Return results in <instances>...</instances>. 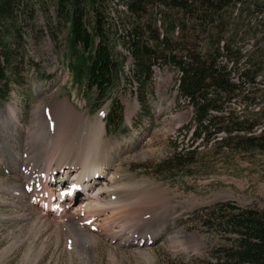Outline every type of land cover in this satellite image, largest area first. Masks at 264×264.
Returning a JSON list of instances; mask_svg holds the SVG:
<instances>
[{
	"label": "trees",
	"instance_id": "trees-1",
	"mask_svg": "<svg viewBox=\"0 0 264 264\" xmlns=\"http://www.w3.org/2000/svg\"><path fill=\"white\" fill-rule=\"evenodd\" d=\"M115 3L124 10L115 11ZM39 10L47 32L56 40L64 35L73 79L95 94L90 108L98 112L110 103L105 123L113 135L127 134L114 96L123 77L120 49L132 53L142 90L155 67L179 73L178 92L193 109L197 128L190 145L153 167L157 174L195 169L212 152L264 153V107L251 109L264 96L257 83L264 71V0H0V102L11 98L12 84H22L25 29ZM248 40L254 44L244 52ZM234 99L246 104L241 115L229 110ZM200 146L211 150L198 152ZM206 224L232 236L222 237L215 262L207 264H264V212L226 204Z\"/></svg>",
	"mask_w": 264,
	"mask_h": 264
},
{
	"label": "rangeland",
	"instance_id": "rangeland-1",
	"mask_svg": "<svg viewBox=\"0 0 264 264\" xmlns=\"http://www.w3.org/2000/svg\"><path fill=\"white\" fill-rule=\"evenodd\" d=\"M113 9L123 11L124 7L121 3H115ZM37 15L33 26L25 29L26 59L22 65V84L11 85V98L6 102H0V111L17 107V112L11 118L18 122L19 132L28 130L29 115L34 106L42 101L51 103L55 99L58 101L67 99L77 112L92 122L102 114L105 121L110 103L104 105L98 112L90 108L95 94L83 92L81 85H77L73 79L69 69L72 58L68 53L64 35L58 40L54 39L47 32L45 15L40 10ZM43 31H46L45 35ZM242 44L244 52H249L254 40ZM119 55L124 59L123 77L114 96L122 107L124 124L121 128L127 131V134L116 136L107 129L108 143H116L111 155L115 156L117 165L124 174L130 177V183L134 190L138 191L139 197L145 190L152 195L153 205L159 199L170 197H176L178 204L177 214L167 220L165 224L167 231L162 238L152 244L143 245L141 249L152 252L160 264L215 262L213 250L224 244L222 237L232 236L224 235L218 226L209 228L206 221L209 220L212 211L226 204L239 209L264 212V153L217 152L220 154L214 155L216 153L212 152L204 157V162L195 169L184 168L170 177L157 174L153 167L169 158L178 146L182 149L192 143L197 128L194 123V112L189 102L178 92L179 73L176 70L169 66L155 67L150 83L142 90L139 82L134 79L135 63L132 53L120 49ZM234 80L240 83L239 75H235ZM257 83L259 90L264 94V71L259 75ZM129 104L137 106L130 120ZM263 107L264 96L252 104L251 109L256 112ZM245 108V102L239 99H234L229 104V110H234L239 115ZM258 128L256 135L261 134L263 126ZM15 137L19 140L18 152H22L21 139ZM222 138L224 135L220 139ZM200 143L201 141H198L195 146H199ZM209 150L211 149L201 147L198 152L207 153ZM119 153L122 155L121 158H118ZM16 180V176L8 173L0 161V184L6 182L11 184ZM66 185L68 184H64ZM79 192L81 199L82 192ZM86 193L87 191L83 192ZM79 199L73 202L74 206L80 205ZM41 209L38 208L40 211ZM0 213L9 215L10 208L0 204ZM7 226L13 227V223L0 221V237H6ZM9 241L2 243L0 251L8 246ZM176 246L179 250L173 251ZM99 249L101 253L99 264H108L109 249L106 245ZM53 252L54 247L50 248L39 264H54ZM133 252H135L133 248L125 249L126 264H146L137 252L135 256L132 255ZM22 258L21 251L6 264H21ZM61 264H68V260L63 259Z\"/></svg>",
	"mask_w": 264,
	"mask_h": 264
},
{
	"label": "bare ground",
	"instance_id": "bare-ground-1",
	"mask_svg": "<svg viewBox=\"0 0 264 264\" xmlns=\"http://www.w3.org/2000/svg\"><path fill=\"white\" fill-rule=\"evenodd\" d=\"M136 107L129 104V120ZM16 112L17 107L0 111V161L17 178L0 184V204L11 212L0 213V221L13 223L0 237V246L10 240L0 251V264L21 251V264H39L52 247L54 264L65 258L68 264H99L103 245L109 249L108 264H126V248L146 264H160L141 248L166 233L167 220L178 211L177 198L153 205L149 192L137 195L111 155L116 143H108L104 115L92 122L67 99L42 101L30 112L28 130L19 132L11 118ZM76 199L79 206L73 205Z\"/></svg>",
	"mask_w": 264,
	"mask_h": 264
}]
</instances>
